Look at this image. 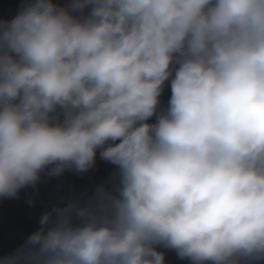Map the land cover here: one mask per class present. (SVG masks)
I'll return each instance as SVG.
<instances>
[{
	"label": "clouds",
	"instance_id": "obj_1",
	"mask_svg": "<svg viewBox=\"0 0 264 264\" xmlns=\"http://www.w3.org/2000/svg\"><path fill=\"white\" fill-rule=\"evenodd\" d=\"M98 157L107 175L0 264H264V0H21L0 19V199Z\"/></svg>",
	"mask_w": 264,
	"mask_h": 264
},
{
	"label": "water",
	"instance_id": "obj_2",
	"mask_svg": "<svg viewBox=\"0 0 264 264\" xmlns=\"http://www.w3.org/2000/svg\"><path fill=\"white\" fill-rule=\"evenodd\" d=\"M21 0H0V19L11 18L19 8ZM170 96V88H166L162 99ZM111 165L97 158V168L83 177L65 173L62 177L44 178L38 185V191L27 188L20 192L18 199H0V256L6 255L19 246L27 235L38 224L40 215L59 198L67 196L73 189L90 186L103 179L110 171ZM34 200L30 205L27 201ZM167 264H187L180 260L174 252H167Z\"/></svg>",
	"mask_w": 264,
	"mask_h": 264
}]
</instances>
